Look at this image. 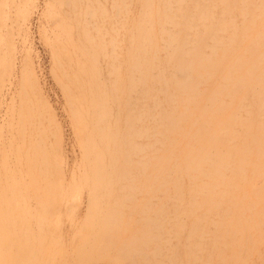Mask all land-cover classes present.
I'll list each match as a JSON object with an SVG mask.
<instances>
[{
  "label": "rangeland",
  "instance_id": "374dc122",
  "mask_svg": "<svg viewBox=\"0 0 264 264\" xmlns=\"http://www.w3.org/2000/svg\"><path fill=\"white\" fill-rule=\"evenodd\" d=\"M0 264H264V0H0Z\"/></svg>",
  "mask_w": 264,
  "mask_h": 264
},
{
  "label": "bare ground",
  "instance_id": "6f19581e",
  "mask_svg": "<svg viewBox=\"0 0 264 264\" xmlns=\"http://www.w3.org/2000/svg\"><path fill=\"white\" fill-rule=\"evenodd\" d=\"M118 260H119V259H116V260H115V259H113V262H118Z\"/></svg>",
  "mask_w": 264,
  "mask_h": 264
}]
</instances>
